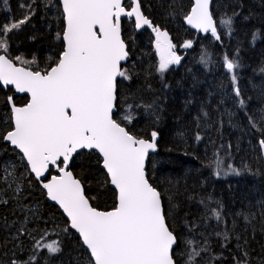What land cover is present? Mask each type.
Here are the masks:
<instances>
[{"label": "snow or ice", "instance_id": "obj_1", "mask_svg": "<svg viewBox=\"0 0 264 264\" xmlns=\"http://www.w3.org/2000/svg\"><path fill=\"white\" fill-rule=\"evenodd\" d=\"M59 2L66 26L63 34L56 33V39H62L65 44L54 65L41 69L35 58L27 60L20 55L12 56L9 51V34L19 31L36 15L37 0H18L21 13L17 18L12 16L9 0H3L8 5V18L0 22V52L3 53L0 54V82L4 86H14L19 93L30 94V101L17 106L11 96L7 98L11 130L6 131L2 139L19 150L21 164L27 174H34L37 180L42 177L47 180L41 181L43 188L70 217V227L80 234L83 244L90 251L93 258L91 264H177L175 249L181 243L183 264H216L222 253L216 255L213 252V238L221 249H227L235 241L234 247L239 255L233 254V264H250L247 251L249 230L254 238L257 230L254 222L258 220L260 230L264 232V201L257 202L255 210L249 205L247 210L236 211L229 223L221 202L210 195L200 198L198 203L203 208L202 214L191 222L186 221L189 235L178 238L167 222L161 192L149 182L146 172L149 151L157 148L158 133L152 131L150 139L138 137L114 118L119 114L120 103L117 78L133 79V75L121 64L129 57L127 45L121 37V17H134L136 28L147 25L156 34V50L160 56L157 71L161 74L168 71L170 65H178L182 59L174 51L175 45L168 32L153 26L141 11L140 0H133L134 6L129 4L131 10H126L124 0ZM210 2L195 0L185 19L193 28L210 32L219 41L221 36L210 11ZM43 6L46 10L50 8L48 0H44ZM166 7L170 15L175 13L174 2L167 3ZM219 23L227 28L225 34L231 35L232 17L225 14ZM257 38L258 32L253 34V43ZM192 45L193 41L188 40L182 47L191 48ZM200 60L207 66L211 57L202 54ZM16 61L20 62V66ZM222 65L230 74L236 103L247 116L248 124L264 133V127H259L264 124V109L258 110V120L253 119L238 86L236 70L240 68L239 59L229 58L225 53ZM124 99L129 111L122 117L123 121L131 123L136 118L134 106L144 108L159 120V106L155 103L139 104L134 99L128 103L126 95ZM228 115L231 123L232 114ZM208 117L207 111L194 117L196 127L200 128L201 119ZM202 138L197 131L195 140L199 142ZM258 143L264 149V138ZM228 148H231L230 144ZM80 150H95L102 157L103 168L110 177L107 183L118 190L113 210L99 211L93 207L80 179L70 170L74 156ZM205 166L213 169L217 177L241 175V169L231 164L224 167V157L219 151L209 157ZM52 169L60 174L52 175ZM243 171L251 172V169L245 165ZM0 176L9 188L16 185V193L22 191L21 177L16 174L14 165L10 171L7 167L0 170ZM49 176L50 179L47 178ZM189 199L195 197L190 196ZM0 203L8 201L0 199ZM20 210L31 211L25 210L23 204H20ZM30 219L25 214L17 228L18 236H31L27 229ZM241 220L244 226L238 230ZM48 235L44 231L39 240L32 237V255L27 260H14L12 264H36L39 253L45 249L49 256L61 253V242L56 239L48 241Z\"/></svg>", "mask_w": 264, "mask_h": 264}, {"label": "trees", "instance_id": "obj_2", "mask_svg": "<svg viewBox=\"0 0 264 264\" xmlns=\"http://www.w3.org/2000/svg\"><path fill=\"white\" fill-rule=\"evenodd\" d=\"M171 2L176 5L172 15L166 7ZM48 3L50 8L46 10L44 0H37L36 15L19 31L9 34L11 55L27 60L35 58L41 69L53 66L64 47L62 39H56V33L63 34L65 29L61 5L58 0H48ZM9 4L13 18L19 17L18 0H9ZM140 4L154 26L168 32L175 45L174 51L182 59L178 65H170L165 73H159L160 57L151 33L144 30L138 34L131 19L123 20L122 37L131 57L123 68L128 69L133 79L128 81L120 77L117 82L120 103L119 114L114 118L138 137L150 139L152 131L158 133L160 152L151 155L146 171L150 183L161 192L169 226L178 238L186 237L189 235L186 221L191 222L202 214L200 198L210 195L221 202L229 223L236 211L247 210L249 205L255 210L257 202L264 201V163L258 143L264 133L248 124L247 116L236 103L230 74L222 65L225 53L229 58L239 59L237 83L247 102L248 113L258 120V110L264 109V71H261L264 68V0H212L211 10L221 36L219 41L212 34L201 35L187 28L185 16L193 0H140ZM125 6L129 8V2ZM7 7L0 0V22L8 18ZM225 14L233 19L231 35L225 34L227 28L219 23ZM257 32L259 38L253 43V34ZM188 40L193 41L192 47H182ZM202 54L211 57L207 66L200 60ZM16 63L20 65L19 61ZM35 68L34 65L33 70ZM125 95L128 103L134 99L135 103L158 105L159 120L144 108L134 106L136 118L131 123L123 121L122 117L129 111ZM9 96L18 106L29 100L27 96H15L11 88L0 86V170L7 160L15 157L20 160L21 156L2 139L4 133L11 130ZM202 111H207L209 117L202 118L201 127L197 128L194 117ZM229 113L232 114L231 123ZM197 131L203 137L199 142L195 140ZM216 151L224 157V167L231 164L241 169V175L215 176L213 169L205 165ZM101 162L96 152H81L73 159L71 170L82 182L92 206L109 211L116 207L117 195L107 183L109 179ZM245 165L251 172L243 171ZM19 183L22 191L16 193L0 176V199L8 201L0 203V264L27 260L32 255V237L39 240L44 231L49 233L48 241L61 242L63 251L49 256L46 249L42 250L36 264H91V257L80 238L70 230L58 207L47 200L42 183L31 175L24 176ZM190 196L195 199L190 200ZM20 204L31 211L22 212ZM25 214L31 217L27 224L31 236H18L17 228ZM254 223L257 230L254 238L249 230L248 259L250 264H264V232L258 220ZM243 226L241 220L238 230ZM234 245L235 241L227 249H221L213 238V252L222 253L216 264H233V254L239 255ZM175 252L177 264H183L182 243Z\"/></svg>", "mask_w": 264, "mask_h": 264}, {"label": "water", "instance_id": "obj_3", "mask_svg": "<svg viewBox=\"0 0 264 264\" xmlns=\"http://www.w3.org/2000/svg\"><path fill=\"white\" fill-rule=\"evenodd\" d=\"M59 1V0H58ZM127 0H124V3L126 2ZM130 1V4H131V6H134V2H133V0H129ZM60 3V2H59ZM194 4H195V0H193V4H192V7L194 6ZM60 5H61V8H62V4L60 3ZM191 7V8H192ZM211 7H212V0H211V2H210V11L212 12V10H211ZM126 10H131L130 9V7L129 8H127L126 7ZM141 11H142V8H141ZM191 11V10H190ZM143 12V11H142ZM190 13V12H189ZM144 14V13H143ZM212 15H213V13H212ZM131 19L133 22H134V26H135V21H134V17L133 18H129V17H121V37H122V22H123V20H125V19ZM214 18V17H213ZM151 20V19H150ZM215 20V19H214ZM152 21V20H151ZM64 22H65V26H66V21H65V19H64ZM152 24H153V22H152ZM153 26H154V24H153ZM186 26H187V28L188 29H190V30H192V31H194V32H196L197 34H201V35H206V34H211L210 32L209 33H204V32H202V31H198L197 29H195V28H193L191 25H189L188 23H187V21H186ZM135 29H136V32L138 33V34H140L142 31H144V30H147V31H149L150 33H151V35H152V37L154 38V40L156 41V34L152 31V29L150 28V27H148L147 25H145V26H143L142 28H136L135 27ZM122 39H123V37H122ZM62 42H63V45L65 44V42L62 40ZM128 50V49H127ZM130 59H131V57H130V54H129V57H128V59L126 60V61H122L121 62V64H122V67L124 66V65H126V64H128V62L130 61ZM18 66H20V65H18ZM119 78L120 77H118L117 78V82H118V80H119ZM0 86L3 88V89H6V88H11L13 91H14V94H15V96H27L28 97V102L30 101V94H28V93H19V92H17L16 90H15V88H14V86H11V85H9V86H4L3 84H2V82H0ZM13 100V99H12ZM13 102H14V100H13ZM10 106V105H9ZM18 106V105H17ZM5 143H7V144H9L8 142H6V141H4ZM156 144H157V148H156V150L155 151H149V156H148V160L146 161V168H147V162L149 161V158L151 157V155H155V154H158L160 151H159V147H158V137H157V140H156ZM10 145V144H9ZM260 146V145H259ZM10 147L12 148V149H15V147L14 146H11L10 145ZM261 148V147H260ZM15 150H17V152H19V150L18 149H15ZM81 152H96L95 150H80V152L79 153H81ZM78 153V154H79ZM99 156H100V154L98 153V152H96ZM78 154H76L75 156H77ZM261 154H262V159H263V163H264V149H262L261 148ZM21 155V154H20ZM75 156H74V158H75ZM100 158H101V161H102V157L100 156ZM73 162V161H72ZM71 166H72V163H71V165H70V170H71ZM101 167L103 168V165H102V162H101ZM104 169V168H103ZM51 171H53V173H51L52 175H58V174H60L59 172H58V170H56V169H52ZM72 171V170H71ZM104 171H105V173L107 174V172H106V169H104ZM73 172V171H72ZM147 172V171H146ZM74 174V173H73ZM31 176L36 180V181H38V182H41V181H43V182H47V180L44 178V177H42V178H40V180H37L36 178H35V175L34 174H31ZM46 176H47V174H46ZM75 176V175H74ZM107 176H108V174H107ZM76 177V176H75ZM48 179H50V176L49 177H47ZM77 178V177H76ZM108 179H110V177L108 176ZM150 182V181H149ZM42 183V182H41ZM82 183V182H81ZM110 184V183H109ZM83 185V184H82ZM84 187V186H83ZM110 187L116 192V195H117V189L115 188V186L114 185H111L110 184ZM44 189V188H43ZM44 191H45V193H46V198H47V200L51 203V204H53L54 206H56V207H58V209L62 212V214L64 215V217L66 218V220L68 221V226H69V228H70V230H72L79 238H80V241H81V244L83 245V247H84V249L89 253V255H90V251L89 250H87V248H86V246L83 244V241H82V237L80 236V234L75 230V229H72L71 227H70V217H68L67 216V214L64 212V210H63V208L56 202V201H53V200H51V198L47 195V190L46 189H44ZM84 192H85V188H84ZM85 195H86V192H85ZM87 196V195H86ZM163 202V201H162ZM91 203V202H90ZM116 204H117V199H116ZM97 210H99V209H97ZM113 210V209H112ZM99 211H103V210H99ZM109 211H111V210H109ZM90 257H91V255H90ZM93 258L91 257V260H92Z\"/></svg>", "mask_w": 264, "mask_h": 264}, {"label": "rangeland", "instance_id": "obj_4", "mask_svg": "<svg viewBox=\"0 0 264 264\" xmlns=\"http://www.w3.org/2000/svg\"><path fill=\"white\" fill-rule=\"evenodd\" d=\"M158 52V51H157ZM159 54V53H158ZM160 57V56H159ZM18 154H20L19 152H18ZM15 166V168H16V174L18 175V176H20L21 177V179H20V181L24 178V176L26 177V175L28 176L29 174H27L26 172H25V168H24V166H22V164H21V162H20V160H19V158L18 157H15V158H10L9 160H7L5 163H4V166H3V168L4 167H7L8 169H9V171L11 170V167L12 166ZM2 168V169H3ZM19 181V182H20ZM16 188V185L15 184H13L12 185V187H11V189H15Z\"/></svg>", "mask_w": 264, "mask_h": 264}, {"label": "flooded vegetation", "instance_id": "obj_5", "mask_svg": "<svg viewBox=\"0 0 264 264\" xmlns=\"http://www.w3.org/2000/svg\"><path fill=\"white\" fill-rule=\"evenodd\" d=\"M126 2H129V4H130V1H129V0H127ZM126 2H125V3H126ZM142 32H143V31H142Z\"/></svg>", "mask_w": 264, "mask_h": 264}, {"label": "bare ground", "instance_id": "obj_6", "mask_svg": "<svg viewBox=\"0 0 264 264\" xmlns=\"http://www.w3.org/2000/svg\"><path fill=\"white\" fill-rule=\"evenodd\" d=\"M128 8V7H127ZM136 30V29H135Z\"/></svg>", "mask_w": 264, "mask_h": 264}]
</instances>
